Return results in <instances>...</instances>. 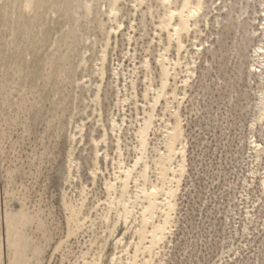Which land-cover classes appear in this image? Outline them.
Masks as SVG:
<instances>
[{
    "label": "rangeland",
    "instance_id": "obj_1",
    "mask_svg": "<svg viewBox=\"0 0 264 264\" xmlns=\"http://www.w3.org/2000/svg\"><path fill=\"white\" fill-rule=\"evenodd\" d=\"M263 46L264 0H0V264H264Z\"/></svg>",
    "mask_w": 264,
    "mask_h": 264
},
{
    "label": "bare ground",
    "instance_id": "obj_2",
    "mask_svg": "<svg viewBox=\"0 0 264 264\" xmlns=\"http://www.w3.org/2000/svg\"><path fill=\"white\" fill-rule=\"evenodd\" d=\"M115 2V1H114ZM115 3H117V1L115 2ZM114 3V4H115ZM187 4V3H186ZM116 6V5H115ZM194 13V12H193ZM180 15V14H179ZM185 22V21H184ZM185 26V25H184ZM182 30V29H181ZM186 30H187V28H186ZM264 47V46H263ZM257 49H259V50H256L257 52V56H258V60L261 58V56L263 57L264 56V48H259V47H257ZM261 63V62H260ZM254 66V65H253ZM261 67H263L262 65H261ZM254 68V67H253ZM257 70H259V69H257ZM261 116H262V114H261ZM256 144V143H255ZM257 145V144H256Z\"/></svg>",
    "mask_w": 264,
    "mask_h": 264
}]
</instances>
